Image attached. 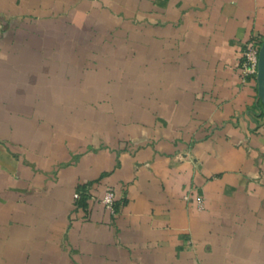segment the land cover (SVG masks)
I'll return each mask as SVG.
<instances>
[{"label": "crops", "instance_id": "crops-1", "mask_svg": "<svg viewBox=\"0 0 264 264\" xmlns=\"http://www.w3.org/2000/svg\"><path fill=\"white\" fill-rule=\"evenodd\" d=\"M263 40L264 0H0V264H264Z\"/></svg>", "mask_w": 264, "mask_h": 264}, {"label": "built area", "instance_id": "built-area-1", "mask_svg": "<svg viewBox=\"0 0 264 264\" xmlns=\"http://www.w3.org/2000/svg\"><path fill=\"white\" fill-rule=\"evenodd\" d=\"M261 44H257L254 41L247 43L244 51V61H243V74L245 77L252 76L257 79L258 63H259V53ZM83 192L77 190L74 192V198L79 202L82 200ZM188 198V196H186ZM115 200L116 195L113 189H108L101 201L104 203L107 209L115 211ZM198 205L203 206V200L199 199Z\"/></svg>", "mask_w": 264, "mask_h": 264}, {"label": "water", "instance_id": "water-1", "mask_svg": "<svg viewBox=\"0 0 264 264\" xmlns=\"http://www.w3.org/2000/svg\"><path fill=\"white\" fill-rule=\"evenodd\" d=\"M257 81H258V96L264 105V40L261 44L260 53H259Z\"/></svg>", "mask_w": 264, "mask_h": 264}, {"label": "trees", "instance_id": "trees-1", "mask_svg": "<svg viewBox=\"0 0 264 264\" xmlns=\"http://www.w3.org/2000/svg\"><path fill=\"white\" fill-rule=\"evenodd\" d=\"M82 201H83V198H82V200L80 202H82Z\"/></svg>", "mask_w": 264, "mask_h": 264}]
</instances>
